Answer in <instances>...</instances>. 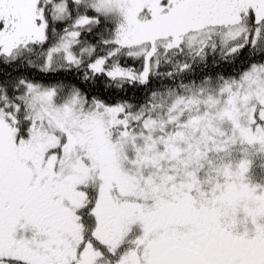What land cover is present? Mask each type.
<instances>
[{"label": "snow or ice", "instance_id": "snow-or-ice-1", "mask_svg": "<svg viewBox=\"0 0 264 264\" xmlns=\"http://www.w3.org/2000/svg\"><path fill=\"white\" fill-rule=\"evenodd\" d=\"M0 264H264V0H0Z\"/></svg>", "mask_w": 264, "mask_h": 264}]
</instances>
